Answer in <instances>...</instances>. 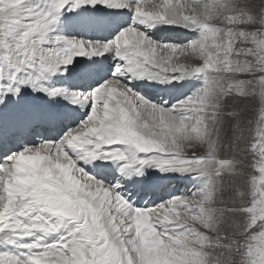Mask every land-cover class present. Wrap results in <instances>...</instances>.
<instances>
[{"label": "snow or ice", "instance_id": "1", "mask_svg": "<svg viewBox=\"0 0 264 264\" xmlns=\"http://www.w3.org/2000/svg\"><path fill=\"white\" fill-rule=\"evenodd\" d=\"M40 3L45 6L0 0V264H149L156 252L168 264H264V27L255 23L264 19V0ZM81 7L131 9L140 25L168 23L199 37L160 45L134 24L107 43L56 36L62 46L46 48L58 14ZM109 52L122 63L91 92L41 83L77 57ZM28 69L39 76L19 79ZM192 76H202L205 86L170 108L125 83ZM23 87L90 106V114L59 139L36 142V129L55 126L60 114L29 105L9 111ZM249 105L246 124L233 119ZM21 141L20 150L9 147ZM118 145L128 152L114 151ZM109 157L124 162L122 172L155 165L206 181L191 197L138 208L119 194V185L95 179L78 163ZM65 222L73 226L66 234ZM13 237L35 239L20 244Z\"/></svg>", "mask_w": 264, "mask_h": 264}, {"label": "bare ground", "instance_id": "2", "mask_svg": "<svg viewBox=\"0 0 264 264\" xmlns=\"http://www.w3.org/2000/svg\"><path fill=\"white\" fill-rule=\"evenodd\" d=\"M34 1H36L37 4H34L33 3ZM32 4L33 6H36V5H40L41 7L45 6L44 4L40 3V0H32ZM69 11H73V12H69ZM128 13L131 16L132 14H134V11L131 9H124V10L116 11V10H109L106 8H99L98 10L95 11L94 8H91V7H81L79 9H72V10L65 8L58 14L57 24L62 25V28L60 29L55 28V31L53 32L55 34L53 33L50 34L51 41L50 43L45 45V47L46 48L61 47L62 45H58L55 41L56 36H62L65 39H79L77 37H82L84 35L83 33L89 32V33H94V36H92L94 38L95 37L101 38L104 36L108 38V36L112 35L113 32L124 27L125 24L129 22L130 18L127 17ZM108 17L110 19H108ZM112 23L114 25L111 26ZM134 24L136 27L138 26L136 23H133V25ZM115 26L117 27L116 29H115ZM150 26H154L155 28H159V29L163 27L162 30L165 33L166 31L169 32L175 29L174 31L178 33V36H176L177 38L176 40H183V39H180V36H183L185 33L188 35L189 33H187V31H192L185 27H180V26H176V25H172L168 23H161V22L150 24ZM159 36H161V33H159ZM84 37L86 36L84 35ZM101 57H103V59L106 60V62L100 66L97 64L91 63L89 67L87 65L84 67V64H85L84 61L88 57H82V58L77 57L71 65H68L66 67L62 66L61 68L65 69V72H64L65 77L68 78L70 86L75 87L76 85L83 83L85 80V77L91 78L93 74H94V78L96 79L105 77L106 75L105 68L110 63L114 62L115 57H113L112 52L102 55ZM72 67H74V70L71 69ZM92 71H94L93 74H92ZM63 74H60V75L58 73L45 74V78L41 81V83L46 87L56 88L57 83L61 82L62 79L60 76H62ZM38 76H39V73H37L33 69H28L25 72L18 74L19 79L37 78ZM185 79L187 80L185 81ZM173 81H175V79ZM180 81L182 82L181 83H178L179 81L175 83L172 82L171 84L167 85L164 88V91H166L167 96L170 95L174 99L175 98L174 96H179V95L182 96L184 93H186L187 88H188L187 86H189L188 78H184L183 80H180ZM132 83L137 84V85L143 83L144 84L143 87L145 88L143 91V95L146 96L150 100L152 98L151 94L152 95L156 94L161 89V86L159 84H157L154 80H150L146 77L142 79L134 78ZM69 87L67 90L69 92H73ZM21 95H24V96H21V99H20L22 102L21 101L16 102V100H14L13 103L9 107V111H15L21 106L29 105V106H34L43 111L56 112L60 114V120L58 121V125L55 126V128L57 129L54 130L53 129L54 127L37 128L36 134H35L36 139H38V137L42 133H45L46 136L54 137L58 133V131L61 132V130H58V126L62 125L61 122H64L65 119L67 120V118L71 117L73 112L76 111L78 113L77 114L78 116L79 114H81L80 109H85V106H82V105L80 109H74L73 107H75L76 105L71 100L66 99L63 96L49 98L47 95L43 93L34 92L31 87H23L21 91ZM34 99L39 101L38 103L39 107H37V101L35 102ZM71 123L72 122H69V124ZM50 130H52V134L47 133ZM28 140H32V139H28ZM83 162H84V167H85V164H90V166H92V169H94L96 173L100 172V173L106 174L105 180H109L110 178H113V179L116 178V181L118 180L117 182L119 183V189L122 192H124L123 191L124 189L133 190V192L141 193V194L149 191L151 194L156 195L157 197H160L163 199L168 193L167 184L170 183L172 179L174 178L167 172H162L160 169L158 170L156 169L155 171H152L151 167H154L153 165H137L132 170L122 172L121 168L124 163L122 161L113 160L112 162L107 163V158H106V159H100V160L92 161V162L80 160L78 163L81 165V163ZM86 171L89 173L91 172V169L90 170L87 169ZM176 183L177 185L175 186H177V188H182V187H186L189 185H195L194 184L195 181L193 177H190L187 174H183L179 176ZM119 189H118V192H119ZM65 225L66 226L62 231H64L66 234L67 231L73 229V226L71 224H68L67 222H65ZM12 239L16 240L20 244H23V243L33 242L35 237L24 238V239H18L16 237H13ZM49 242L50 243L53 242L52 239H50ZM0 247H3V246L0 245ZM9 247L14 248L15 244H10ZM21 251H25V249H21ZM167 262H168L167 259L164 256H162L161 253L156 252L150 258L149 264H167Z\"/></svg>", "mask_w": 264, "mask_h": 264}, {"label": "rangeland", "instance_id": "3", "mask_svg": "<svg viewBox=\"0 0 264 264\" xmlns=\"http://www.w3.org/2000/svg\"><path fill=\"white\" fill-rule=\"evenodd\" d=\"M146 2H147V0H146ZM157 2H158V0H157ZM229 2L232 3V4H235V3L247 4L249 2V0H229ZM33 3L37 4L36 1H34ZM98 9L99 8L94 9V10L96 11ZM69 12H73V11H69ZM66 13H68V12H66ZM125 16H126V14H125ZM127 17L130 18L129 22L127 24H125L124 27H122L119 30H116L115 32H113L112 35L108 36V38H106V36L101 37V38H97V37L94 38V37H92V36H94V33H89V32L88 33H83L86 37H84V35H83L82 37H77V38H79L80 40H84V41L99 42V43H107L109 41H112V40L115 39L116 35L119 34V32L123 31L125 28H127L129 26H133V23H136L134 14H132L130 16V14L128 13ZM108 19H110V18L108 17ZM255 23L260 24L262 27H264V19L257 20V21H255ZM136 24L138 25L137 27H138V29L140 31H143L151 40H153L154 42H156L157 44H160V45L172 44V45H181V46H183V45L189 44L191 41H193V40H195V39H197L199 37V32L198 31H187V33H189L188 35L185 33L183 36H180V39H183V40H176L177 39L176 36H178V33H176L174 31L175 29H173V30H171L169 32L166 31V33H167V35H166V33L162 30L163 27H161V29H159V28H155L154 26H150V25H140L138 23H136ZM112 25H114V24L112 23L111 26ZM55 28L60 29V28H62V25L57 24V25H55ZM116 28L117 27L115 26V29ZM184 32H186V31H184ZM159 33H161V36H159ZM53 34H55V33H53ZM260 35H264V31H262L260 33ZM112 55H113V57H115V59H114V62L110 63L105 68L106 69L105 70L106 71L105 77L96 79V78H94V74H93L94 71H92L93 75H92L91 78L85 77V80H84L83 83H81L79 85H76L75 87H72L69 84L68 78L65 77V73H64L65 69L61 68L60 70H58L57 73L59 75L63 74V73L64 74L62 76H60L62 80H61L60 83H57L56 88L68 89V87L70 86L69 88L72 91H75V92H79V93L91 92L95 87H98V86L102 85L104 82L113 79V73L115 71V66L118 63H122V62L118 60V58L115 56L114 53H112ZM84 62H85L84 67L86 65L89 67L91 63L97 64L99 66L103 65L106 62V60H104L103 57H101V56H93L91 58H86ZM71 69L74 70V67H72ZM186 78H188V81H189L188 85L189 86H187L188 88H187L186 93H184L185 95L183 94L182 96H180V95L179 96H174L175 97L174 99L169 94H168L169 96L166 95L167 93H166V91H164V88L167 85L171 84L172 82L175 83V82L179 81L178 83H181L182 81H180L178 79H175V81H172L171 83H160L159 81H155L157 84H159L161 86V89L156 94H153V95L151 94V96H152L151 100L143 95V91L145 89L143 87V85H144L143 83H141L139 85L134 84V83H132L133 79H132L131 83H128L127 81H125V83L127 84L128 87L132 88V90L134 92H136L140 96L144 97L145 99L147 98L146 100H148L149 102H153V103H156L158 105H164L165 107H169L170 108L173 105H176V104L180 103L184 99L194 95L195 93H197L199 90H201L205 86L202 76H192V77H186ZM186 80L187 79H185V81ZM178 94H180V93H178ZM21 96H24V95H21ZM27 96H29V95H27ZM36 98H38V97H36ZM14 100H15V98H14ZM19 101H21V100H19ZM34 101L35 102L37 101V107H39V105H38L39 101L36 100V99H34ZM74 104L76 105L75 107H73L74 109H80L81 104H79V103H74ZM236 111H240V112L243 113V116H234L233 117L234 120H236L237 122H239L241 124H246L248 117H250L252 115L251 105H249V107L246 108V109H236ZM80 113L81 114H79L77 116L78 113L75 111V112H73L71 117L67 118V120L65 119L64 122H61L62 125L58 126V130H61V132L58 131V133L54 137L46 136L45 133H42L38 137V139H36L34 137L36 142H39V141H41V140H43L45 138L51 139V140L59 139V137L63 134L64 131L67 130V128H75L83 120H85L87 118V116L90 114V106H85V109H80ZM66 122H68V123H66ZM69 122H72V123L69 124ZM57 125H58V122H57V124L55 126H57ZM55 126H50V128L54 127L53 129L56 130L57 128H55ZM52 130H50L47 133L52 134ZM226 131H227V129H226ZM245 135H247V133H245ZM32 137L33 136H30V138L28 137V139H33ZM229 139H231L230 136H229ZM29 141H31V140H29ZM23 146H24L23 141H21V142H18L17 144H15V145H10L9 147H11L13 151H16V150H20ZM193 146L197 147L198 151L202 149V146H196V145H193ZM241 146H243V145H241ZM113 150L114 151H118V152L127 153L128 152V146L127 145L114 146ZM151 155L152 154H138V158L151 159ZM227 155H229V154L228 153H222V158L224 156H227ZM250 159H251L250 157H245L243 159L242 163L243 164H247ZM113 160L114 159L109 157V158H107V163L112 162ZM2 163H4V157L2 155H0V164H2ZM81 165L84 167V162L81 163ZM153 166L154 167H151L152 171H155L156 169L157 170L159 169L157 166H155V165H153ZM85 169L86 170L87 169H89V170L91 169V172H89L88 174L93 176L95 179L100 180L103 183H106V184H109V185H119V183L117 182L118 180L116 181V178L115 179L110 178L109 180H105L106 174L100 173V172L96 173L94 171V169H92V166H90V164H85ZM162 172H167L168 174H170L171 176L174 177L172 179V181L167 184L168 193L163 199L160 198V197H157L156 195L151 194L149 191L141 194V193H135V192H133V190H128V189L127 190L124 189L123 190L124 192H122L118 188L120 194H123L121 196L123 198H125L126 200H128V202H130L134 207L151 208V207H156V206H158V205H160L162 203H165V202H167L169 200H172V199H174L176 197H180V196L191 197L195 192L199 191V189L203 186V184L206 181V178L202 177L198 173H190V174H187V175H189L190 177H193V179L195 181V183H194L195 185H189V186H186V187L177 188V186H175V185H177L176 181L178 180V177L181 176L182 174H179V173H176V172H173V171H162ZM183 192H185V193H183ZM229 195H230L229 191H225L224 196H225L226 199L228 198ZM239 222L243 223L244 221L241 219ZM225 226L226 227H232V225H225ZM220 234L222 235L223 232H221ZM242 243H243V241H242ZM167 264H168V262H167ZM221 264H223V261H221Z\"/></svg>", "mask_w": 264, "mask_h": 264}]
</instances>
